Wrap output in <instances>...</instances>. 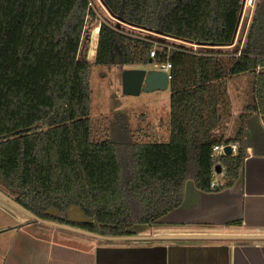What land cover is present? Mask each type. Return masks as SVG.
Masks as SVG:
<instances>
[{
	"label": "trees",
	"instance_id": "1",
	"mask_svg": "<svg viewBox=\"0 0 264 264\" xmlns=\"http://www.w3.org/2000/svg\"><path fill=\"white\" fill-rule=\"evenodd\" d=\"M99 1L116 24L96 27L94 65L171 63L168 142H133L123 152L92 138L91 64L79 57L86 20L96 18L90 0H0V190L42 220L130 236L133 226H152L178 209L186 183L210 193L239 179L241 134L231 140L239 142L236 155L218 166L210 157L211 132L220 128L214 83L259 70L255 87L264 101V0L238 58V49L221 50L234 43L243 0ZM121 24L205 52L180 44L151 60L154 38H133ZM216 168L225 169V182L210 188ZM73 207L86 222L58 215Z\"/></svg>",
	"mask_w": 264,
	"mask_h": 264
},
{
	"label": "crops",
	"instance_id": "2",
	"mask_svg": "<svg viewBox=\"0 0 264 264\" xmlns=\"http://www.w3.org/2000/svg\"><path fill=\"white\" fill-rule=\"evenodd\" d=\"M258 72L214 83L220 121L226 114L231 140L241 134L245 159L239 179L215 192L204 193L194 186L190 192L183 191L179 208L148 226L157 224L158 229L145 231V236L264 235V221L259 219L264 217V101L256 93ZM242 79L243 87L234 85ZM231 82L240 97L227 88ZM226 93L231 108L222 111L221 98ZM191 196L193 200L188 199ZM13 208L0 198V264H264V241H101L44 225L46 229L34 230L20 222Z\"/></svg>",
	"mask_w": 264,
	"mask_h": 264
},
{
	"label": "rangeland",
	"instance_id": "3",
	"mask_svg": "<svg viewBox=\"0 0 264 264\" xmlns=\"http://www.w3.org/2000/svg\"><path fill=\"white\" fill-rule=\"evenodd\" d=\"M91 6L96 13V18H87L84 27V33L81 41V48L79 57L85 59L91 64L89 69V87H90V122H91V135L95 140L108 139L117 143L120 151H125L127 144L129 143H167L170 133V95L171 91L168 88L164 91H155L152 93L141 92L138 96H125L121 92V73L125 69H144L152 70L150 63L145 65H113V66H97L94 65L95 53L91 43V35L96 27H99L101 22H109L114 26L116 22L109 16L101 5L99 0H90ZM261 0H254L251 7L245 9L239 21L237 34L234 40V44L229 49L221 50L222 55H226L227 52L232 53L237 49L242 48L246 44V35L251 25L252 18ZM119 30L133 38L141 39H153L154 41H163L159 36L151 35L145 31L133 29L123 24L119 25ZM148 36V37H146ZM174 46L181 43L170 42ZM184 48L193 50L195 52H205L204 49H198L199 47H193L184 45ZM245 80H237L239 88L243 87ZM231 82L230 87H227L230 92L234 86ZM222 92V89H220ZM223 96V94H221ZM240 97V94H234V97ZM226 99V100H225ZM221 110L224 108H231V101L229 95L226 93L221 98ZM227 102V103H226ZM235 102V101H234ZM221 111V112H222ZM227 121L226 114L224 118L219 122V127L225 128ZM220 184H224L225 177H218ZM190 188H193V184L188 182L185 184L184 191L190 192ZM190 197V196H188ZM193 200L194 197L188 198ZM21 218V223L31 227L34 230L46 229L41 224L34 222L28 216L22 212L16 210ZM55 213V212H53ZM57 215V213H55ZM61 218L69 220L71 222L85 221L87 220L84 215L77 209L71 208L66 213L58 214ZM264 221V217H259ZM53 228V227H52ZM54 230H60L53 228ZM157 224L150 228L147 225H136L131 228L134 235L145 236V231L157 230ZM50 230V229H49ZM60 232H67L60 230ZM71 234L70 232H68ZM74 234V233H72Z\"/></svg>",
	"mask_w": 264,
	"mask_h": 264
},
{
	"label": "water",
	"instance_id": "4",
	"mask_svg": "<svg viewBox=\"0 0 264 264\" xmlns=\"http://www.w3.org/2000/svg\"><path fill=\"white\" fill-rule=\"evenodd\" d=\"M243 4V2H242ZM241 18V13L239 16L237 28L239 26V21ZM237 32V30H236ZM92 36V35H91ZM151 63V61H149ZM169 83L167 76L164 72L156 70H144V69H125L121 73V92L125 96H138L141 92L152 93L155 91H164L168 88ZM225 154L229 156L231 154L230 149L227 147L225 149ZM216 173L220 172V168L215 169ZM0 198L5 202L28 216L30 219L38 224L57 228L63 231L74 233L77 235L85 236L92 239H97L101 241H116V242H147V241H219V242H239V241H264V235H221V234H186V235H150V236H103L87 230L72 227L65 224H59L56 222L45 221L34 214L20 206L12 198L3 193L0 190Z\"/></svg>",
	"mask_w": 264,
	"mask_h": 264
},
{
	"label": "built area",
	"instance_id": "5",
	"mask_svg": "<svg viewBox=\"0 0 264 264\" xmlns=\"http://www.w3.org/2000/svg\"><path fill=\"white\" fill-rule=\"evenodd\" d=\"M254 0H243V4H242V12L245 9H248L249 7H251V4ZM241 12V14H242ZM97 28L94 29L93 32H95L94 34L92 33L91 36V43L90 45L93 46V44H95L94 49L96 50L97 47V41H98V29L96 31ZM237 34V32H236ZM236 37V36H235ZM161 39H163V41H153V46L150 49L149 52V58L151 60H153L156 57L157 51L160 50L163 54H165V57L168 58L170 52L172 49H175L174 45L171 44L170 42H176V43H181V45H186L187 43L181 42L179 40H175L169 37H164V36H160ZM235 40V39H234ZM234 44V43H233ZM189 46H193V47H199L197 45H193V44H187ZM231 46L228 47H224L223 49H228ZM240 49L237 50L236 54H234V56L236 58H238L240 56ZM152 66V70H156V71H161L164 72L167 76V80L168 83L171 81L172 76H171V63L166 60L163 63H157V62H152L151 63ZM211 136L217 139V142L213 145V147L211 148V154L210 157L212 158L214 165L218 166L220 159L224 156H227L225 154V149L228 147L231 151V154L229 156H234L237 154L238 152V144L236 142H232L230 139V130L228 128H217L215 130H213L211 132ZM225 176V169L224 168H220V172L216 173L214 171L213 173V179L210 183V188H217V186L220 185V181L218 180V177H223Z\"/></svg>",
	"mask_w": 264,
	"mask_h": 264
}]
</instances>
